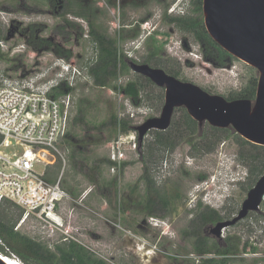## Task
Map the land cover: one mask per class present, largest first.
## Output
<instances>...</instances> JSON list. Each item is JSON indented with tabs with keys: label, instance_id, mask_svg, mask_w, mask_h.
Listing matches in <instances>:
<instances>
[{
	"label": "rangeland",
	"instance_id": "1",
	"mask_svg": "<svg viewBox=\"0 0 264 264\" xmlns=\"http://www.w3.org/2000/svg\"><path fill=\"white\" fill-rule=\"evenodd\" d=\"M50 2L0 0V82L42 74L37 78L40 82L56 80V87L67 83L61 87L65 93L61 96L69 97L62 186L71 199L62 205L59 227L54 231L47 228V239H40L46 228H39L31 219L20 222V216L14 229L49 251L56 243L73 240L107 264H199L190 222L204 207L230 219L249 190L247 170L236 159L235 138L223 139L214 151L203 155H191L188 142L181 143L171 155L164 153L166 163L155 177L170 197V208L155 207L154 213H147L137 133L134 129L122 132L113 119L127 120L135 127L159 116L164 89L145 84L138 101H133L123 89L132 81L143 84L145 77L128 63L119 65L106 85H96L89 72L97 56L90 30L111 39L121 58L131 55L140 62L154 53L159 65L176 71L177 78L211 94L227 97L240 91L249 79L258 78L257 69L232 55L222 66L207 59L200 43L161 17L170 7L169 0H127L123 5L121 0H56L55 7ZM184 2L177 4L183 7ZM32 26L35 37L49 39L52 46L33 49L28 44ZM134 28L136 35L127 36ZM54 46L70 51V56L57 54ZM65 69L66 76L59 79ZM161 94L162 102L155 97ZM179 116L178 110L173 111L171 119L178 120ZM153 132L146 133L142 144L152 140ZM119 136L122 159L113 165L110 143ZM87 189L90 193L79 201ZM260 211L264 213V203ZM250 216L254 225L248 226L244 218L221 233L222 239L233 237L236 246L235 256L227 264H264V220ZM245 241L254 242L251 247L255 250L250 251L255 255H243ZM3 248L1 253L17 257Z\"/></svg>",
	"mask_w": 264,
	"mask_h": 264
},
{
	"label": "trees",
	"instance_id": "2",
	"mask_svg": "<svg viewBox=\"0 0 264 264\" xmlns=\"http://www.w3.org/2000/svg\"><path fill=\"white\" fill-rule=\"evenodd\" d=\"M53 2V0H50ZM201 5H199V8ZM167 22H173L175 26L184 33L190 34L191 37L200 43L203 47L205 57L215 63L217 66H222L225 59L231 56L227 51L222 49L207 33L203 24V19L199 14L196 18H181L164 16ZM72 24H69L71 26ZM34 26L31 28V34L28 38V44L35 50L43 47L52 46L49 39L37 38L34 34ZM92 41L97 51L95 62L90 66L89 72L93 77L94 83L99 86L106 85L107 79L111 77L120 66H125V62L121 58L117 47L113 41L93 29L90 30ZM54 51L63 55L70 56V51H61L58 46H54ZM151 62V60H149ZM147 61V63L149 62ZM154 61V60H153ZM165 61H163L164 63ZM160 61L148 63L152 67L163 69L166 73L177 77L176 71L170 70L165 65H159ZM145 84L155 85L149 78H144V82L132 81L127 83L124 92L129 95L133 101L137 102L140 89ZM67 85L66 82L53 88L50 92L53 96H61L65 93L61 91V87ZM257 86V78H251L246 86L240 91L225 97L227 100L233 99H254ZM162 102L163 95L155 96ZM180 116L178 120L171 119L170 125L166 130H154L152 140L142 144L139 143L140 161L142 162L143 172L142 180L146 189L145 208L147 213L152 214L155 207L166 210L169 204L170 197L165 189H162L156 182L155 174H157L158 166L161 165L165 158L164 153L168 154L174 148L183 142L190 144L191 155H203L214 151L215 147L223 139L229 136L234 137L237 144V161L246 168V184L251 188L259 176L264 171V145L252 143L232 131L231 128L214 127L209 124L199 127L198 122L194 120L184 107H177ZM114 123H118L122 132L134 129L127 120L121 119ZM207 125V126H206ZM206 126V128H205ZM68 134L65 135L67 139ZM111 164H114L111 162ZM60 165L55 164L53 173L56 175ZM82 169V167H81ZM54 178V177H53ZM52 178V179H53ZM51 179V180H52ZM8 204L3 207L4 204ZM21 210L12 202L4 201L0 203V239L3 245H0V255L6 258L15 257L13 255L3 254L4 248L7 247L21 261L22 264H107L102 259L95 257L84 246L69 240L64 243L54 244L53 251H49L44 245L34 239L20 234L14 229L16 221L21 216ZM253 215L256 219L264 220V213L249 212L247 216ZM224 220L217 211L210 209L199 213L194 220L190 222L191 234L195 237L194 249L199 255L213 251L219 254H233L236 252V246L233 243V237L227 235L224 237L225 245H219L214 240H208L204 234V229L207 223ZM244 220V219H243ZM242 220V221H243ZM240 221L239 223H241ZM238 224V223H237ZM248 245V241L243 243V249ZM254 251V247H251ZM145 252V251H143ZM144 256H146L144 254ZM16 258V257H15ZM230 259L204 258L199 261V264H227Z\"/></svg>",
	"mask_w": 264,
	"mask_h": 264
},
{
	"label": "built area",
	"instance_id": "3",
	"mask_svg": "<svg viewBox=\"0 0 264 264\" xmlns=\"http://www.w3.org/2000/svg\"><path fill=\"white\" fill-rule=\"evenodd\" d=\"M66 73V69L60 72L59 79ZM40 75L4 78L0 82V203H14L22 211L20 222L31 219L39 228H46L40 236L45 240L49 237L47 228L54 231L59 227L53 217L60 218L63 203L71 199L62 186L67 163L64 131L69 97L51 95L56 80L40 82ZM121 143L120 136L110 143L113 165H119L122 159ZM56 163L60 167L55 175ZM90 191L85 190L79 201ZM247 221L248 226L254 225L251 216ZM252 244L248 243L244 256L256 254L251 252Z\"/></svg>",
	"mask_w": 264,
	"mask_h": 264
},
{
	"label": "water",
	"instance_id": "4",
	"mask_svg": "<svg viewBox=\"0 0 264 264\" xmlns=\"http://www.w3.org/2000/svg\"><path fill=\"white\" fill-rule=\"evenodd\" d=\"M202 13L209 36L230 55L257 69L255 97L227 100L161 68L130 62L135 73L164 88L159 116L149 117L134 127L138 143L149 130H166L174 109L184 107L199 127L205 122L214 127H229L242 138L264 145V0H202ZM263 193L264 171L247 191L238 212L230 219L216 222L212 234L221 237L223 229L243 220L249 212L260 211ZM0 264L7 263L0 257Z\"/></svg>",
	"mask_w": 264,
	"mask_h": 264
},
{
	"label": "flooded vegetation",
	"instance_id": "5",
	"mask_svg": "<svg viewBox=\"0 0 264 264\" xmlns=\"http://www.w3.org/2000/svg\"><path fill=\"white\" fill-rule=\"evenodd\" d=\"M55 1L56 0H53V2H50L54 7H55V5L53 4V3H55ZM125 1H127V0H121V3H122V5L125 3ZM155 2H157V3H164V2H166V0H154ZM178 1L179 0H169V2L168 3H170V7H166V11H167V13H164L161 17L163 18V20H164V16L165 15H167L168 17H181V18H196V17H198L199 16V14L201 15V17H202V19H203V13H202V0H185V2H184V6L183 7H181V5H178L177 3H178ZM199 5H201V7L199 8ZM165 21V20H164ZM165 22H167V21H165ZM167 23H169V24H171V26H173L176 30H178L179 31V29L175 26V24L173 23V22H167ZM204 24V23H203ZM122 26H124V27H127V26H130V25H127V24H123ZM133 30V31H132ZM135 30V28L134 29H131L130 30V33H129V35H127V36H129V37H134L135 35H136V31H134ZM128 32H129V30H127ZM138 31H140V29H139V27H138ZM150 32V31H149ZM131 34V35H130ZM126 36V37H127ZM136 38V37H135ZM199 43V42H198ZM161 58H165V57H161ZM122 59H123V61L125 62V65L128 63V65H129V63L130 62H135V63H138V64H148V63H153V62H155V60H158L157 59V55L156 54H154V53H151V54H149V55H147V56H145V57H142L141 58V61L140 62H137L135 59H132L131 58V55H128V57L126 56V55H122ZM149 60H151V62L149 61ZM154 60V61H153ZM162 60H164V59H162ZM128 61V62H127ZM147 61H149L148 63H147ZM149 65V64H148ZM130 67V66H129ZM152 67V66H151ZM146 78V77H145ZM161 88H163V87H161ZM164 89V88H163ZM158 131H163V130H158ZM180 146V144H178L175 148H174V150H172L171 152H169L168 154L169 155H171V154H173L174 153V151L178 148ZM139 154H140V152H139ZM166 163V158H164L163 159V161H162V163H161V165H159L158 166V169L159 170H161V168H162V164H165ZM159 170L157 171V173L159 172ZM158 177V176H157ZM156 181H157V179H156ZM157 184H158V181L156 182ZM170 201V200H169ZM170 208V202H169V204H168V207H167V209H169ZM166 209V210H167ZM207 210H209L207 207H204L202 210H201V213L202 212H205V211H207ZM238 212V211H237ZM224 220H225V217H224ZM216 222H218V221H216ZM216 222H214V223H207L206 224V226H205V229H204V234H205V236H206V238L208 239V240H214V241H216L219 245H225V242H224V239H222L221 237H216L214 234H212V232H211V228H212V226L216 223ZM198 256H200V260L201 259H204V258H216V259H222V258H224V259H230L231 260V258L232 257H234L235 256V253H233V254H227V253H225V254H219V253H215V252H213V251H210V252H208V253H205V254H201V255H199V254H197Z\"/></svg>",
	"mask_w": 264,
	"mask_h": 264
},
{
	"label": "bare ground",
	"instance_id": "6",
	"mask_svg": "<svg viewBox=\"0 0 264 264\" xmlns=\"http://www.w3.org/2000/svg\"><path fill=\"white\" fill-rule=\"evenodd\" d=\"M245 62V61H244ZM55 219V221L57 222V217H53ZM14 256V255H13ZM1 259H3V261H5L7 264H22L21 261L17 260V257H11V258H6L3 257L2 255H0Z\"/></svg>",
	"mask_w": 264,
	"mask_h": 264
},
{
	"label": "clouds",
	"instance_id": "7",
	"mask_svg": "<svg viewBox=\"0 0 264 264\" xmlns=\"http://www.w3.org/2000/svg\"><path fill=\"white\" fill-rule=\"evenodd\" d=\"M67 72H68V69H67Z\"/></svg>",
	"mask_w": 264,
	"mask_h": 264
}]
</instances>
